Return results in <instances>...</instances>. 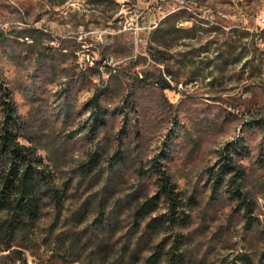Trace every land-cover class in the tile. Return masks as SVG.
<instances>
[{
	"label": "rangeland",
	"instance_id": "374dc122",
	"mask_svg": "<svg viewBox=\"0 0 264 264\" xmlns=\"http://www.w3.org/2000/svg\"><path fill=\"white\" fill-rule=\"evenodd\" d=\"M178 9L186 11L179 25L194 30L168 49L204 61L193 82L185 83L183 70V85L165 82L161 66L138 59L157 24ZM26 29L33 40L21 37ZM145 71L147 80L136 84ZM1 78L39 153L58 179H72L73 199L100 196L112 185L113 199L142 184L151 192L137 168L168 148L166 163L192 217L194 252L220 264L243 249L264 264V134L255 124L264 117V0H0ZM96 92L108 112L98 134L89 128L87 104ZM130 97L136 109L125 107ZM228 142L244 145L251 228L235 202L223 191L215 196L206 181ZM94 153L100 171L90 175L91 185L79 184L78 166ZM117 154L122 161L110 174L109 157ZM0 264L22 263L0 254ZM28 264L36 263L28 257Z\"/></svg>",
	"mask_w": 264,
	"mask_h": 264
},
{
	"label": "trees",
	"instance_id": "16d2710c",
	"mask_svg": "<svg viewBox=\"0 0 264 264\" xmlns=\"http://www.w3.org/2000/svg\"><path fill=\"white\" fill-rule=\"evenodd\" d=\"M185 13L184 9L168 13L152 31L147 55L138 57L161 66L158 76L165 82L167 78L180 82L183 70L188 76L185 83L203 76L200 54L188 51L174 56L168 49L170 40L194 30V26L179 25ZM33 36L32 29H26L21 37L33 40ZM144 75H135L136 84L147 80L146 71ZM102 94L96 92L87 103L94 134L104 126L108 113L100 104ZM126 106L136 109L137 103L130 97ZM255 124L264 134V117ZM29 128L7 81L1 78L0 254L6 259L22 264H28V257L36 264H207L206 256L191 246L192 217L166 163L168 148L150 158L148 166L139 163L137 168L153 185L151 192L142 184L113 199L112 185L100 196L73 199L69 193L72 179H58L39 153L38 141L27 135ZM243 150V143L228 142L219 152L217 166L207 169L206 181L215 196L223 191L235 202L251 228L255 205L245 189L247 170L239 158ZM114 158L110 161L109 157L110 174L122 155ZM99 161L94 153L78 166L79 184H92L90 175L100 171ZM259 260L264 262V232ZM220 264H254V258L242 249Z\"/></svg>",
	"mask_w": 264,
	"mask_h": 264
}]
</instances>
